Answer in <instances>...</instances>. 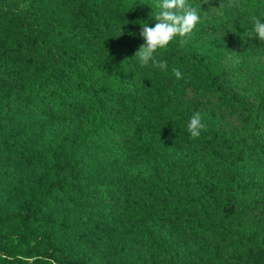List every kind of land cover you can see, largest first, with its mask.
Returning a JSON list of instances; mask_svg holds the SVG:
<instances>
[{
    "label": "trees",
    "instance_id": "obj_1",
    "mask_svg": "<svg viewBox=\"0 0 264 264\" xmlns=\"http://www.w3.org/2000/svg\"><path fill=\"white\" fill-rule=\"evenodd\" d=\"M97 1L74 0L89 5L77 28L54 18L64 16L71 0L0 3V264H194L202 255L225 258L180 245L162 220L230 207L249 215L264 190V176L241 161L248 150L264 159V82L249 94L254 99H238L228 80L248 83L247 71L226 69L236 58L250 62L264 54V41L253 32L254 19L264 22V0L188 2L201 19L188 43L181 46L176 37L157 50V60L167 62L164 71L135 57L145 43L141 26L155 27L160 0H106L113 15L103 5L92 6ZM55 30L87 40L63 44ZM215 103L244 116L240 130L220 132L219 118L207 112ZM197 112L207 127L194 139L187 125ZM57 120L64 121L60 142L51 134ZM208 142L215 168L197 169L182 160L179 147ZM136 161L147 162L151 174L140 175L132 168ZM12 162L27 170L1 167ZM181 165L187 166L179 173L184 179L203 180L201 191L175 194L182 186L176 177ZM138 186L141 202L131 190ZM258 215L264 223V206ZM215 224L186 227L190 238L199 239L212 237ZM224 228L214 237V250L219 243L246 246L249 253L241 257H260L257 264H264V233L256 240ZM137 250L142 254L136 262Z\"/></svg>",
    "mask_w": 264,
    "mask_h": 264
},
{
    "label": "rangeland",
    "instance_id": "obj_2",
    "mask_svg": "<svg viewBox=\"0 0 264 264\" xmlns=\"http://www.w3.org/2000/svg\"><path fill=\"white\" fill-rule=\"evenodd\" d=\"M5 0H0V3L4 2ZM73 3V6L71 8H67L65 10L64 16H60L56 13L55 19H61L63 25H69L72 24L76 28L79 27L81 24V18L84 14V11L88 9V4H74V0H71ZM98 3H93V5H98ZM101 4L98 6H104L107 14L113 15L115 12L108 7V4L106 0H100ZM189 3L192 2V0H188ZM57 32V35L60 37V41L63 44H66L64 42H69L70 40L72 42H75V40L78 41H85L87 40L85 36H80L79 38L75 39V35H65L63 32H60L58 30H55ZM72 34V33H71ZM227 38L225 36H220L219 40L225 44H229L228 41H225ZM241 58H236L232 61H229L226 64V69L230 71H236L240 70L242 72L247 71V79L249 80L248 83L246 80H242L241 78L236 80L237 77H229L230 80H228V83H233L232 88H228L230 93L238 98V99H254V97L249 98V94L255 93L259 86L262 85L264 82V54L255 55L250 62H243L240 60ZM262 88V87H260ZM214 106H211L208 108L207 112H211L214 114L215 117H218L219 119L216 120V123L220 127V132L225 133L227 130H240L243 118L244 116L239 113L238 111H227L226 104L223 103H215ZM238 107H235V109ZM209 117H206L205 121L208 120ZM64 126L63 120H57L51 125V134L55 137V142H60L63 138L61 136L62 132H59L58 129ZM46 138H44V141ZM211 144L205 143L203 145L198 146H188L186 148H178L180 152H182V156L184 157L182 160H185L186 164H190L193 167H197V169L205 170L208 166L209 168H215V165L210 162L211 159L208 155L207 147ZM167 148H171L170 145L167 146ZM226 149H233V146H228ZM223 151V149H216L215 153L219 154V152ZM242 163L245 164V168L247 169V164L251 163V166L254 167L253 171L259 172V174H262L264 176V159H261L259 156L254 157V153L252 151H246V155L243 156L241 159ZM9 165L2 164V168H6L7 170H13L17 167V169L20 171V173L25 172L27 169L23 170L22 168H18L19 165H15V162L8 163ZM22 165V163H21ZM102 164H99L101 166ZM156 168L157 166L154 165ZM180 169L177 172L176 177L178 178L177 181L182 183V186H178L175 190V194L178 196H184L186 194H191L193 191L197 190L198 192L201 191V187L204 185L202 179H192L190 177L185 178L179 175L180 172L186 170L187 166L181 165L178 166ZM135 170L138 171L140 175H142L144 178L146 176H149L151 174L150 168L147 165V162H140L136 161L135 165L132 167ZM157 169V168H156ZM185 183V185H183ZM132 194L135 196V198L141 202L143 191L140 188V186L136 188H132ZM120 205L116 204L114 208H119ZM123 206V205H122ZM260 206H264V190L261 189L260 193L258 194V198L252 202L250 205L251 211L250 214L247 215L245 209H240L237 207H230L228 209L222 210V211H212L209 212L207 215L198 213V211L193 210L189 211L185 215L176 216L174 218H170V216L164 218L162 221L164 222L165 229L171 230L173 234H177V236L173 235L178 241H181L179 244L186 246L187 248H190L191 245L195 247V249L199 252H203L204 250H210V251H216L220 256H224L225 258L217 259L215 261H209L206 256H197V259L195 260L194 264H231L230 262L238 261L241 264H257V261L260 259V257H249V259L245 260L241 257V253L248 254L249 249L245 246L239 245V247H236V245L233 246H226L223 245V243L218 244L217 250H214L213 247L215 245L214 243V237L215 235H218L219 233H222L225 231L224 226H228L230 228H234L236 232L240 235L249 236L251 238L255 237L256 240H258L264 233V223L260 220L258 215V209ZM117 211H120V209H117ZM100 213H103L102 208L100 209ZM204 221H214L215 224V231L210 232L211 236L203 235L199 239L190 238V229H188L187 224L190 223H202ZM169 224L172 225V227L166 228L169 226ZM175 226V227H174ZM189 233V234H188ZM188 234V235H187ZM138 241V240H137ZM140 251V247H137ZM138 250L135 251V259L136 262L141 259V254L138 253Z\"/></svg>",
    "mask_w": 264,
    "mask_h": 264
},
{
    "label": "clouds",
    "instance_id": "obj_3",
    "mask_svg": "<svg viewBox=\"0 0 264 264\" xmlns=\"http://www.w3.org/2000/svg\"><path fill=\"white\" fill-rule=\"evenodd\" d=\"M233 6V5H230ZM160 9L155 16L157 23L155 27H149L147 23L141 26V37L145 43L140 46L135 53L142 66H146L151 61V65L162 71L167 70L168 65L164 60H157L158 49H166L176 37H180V45L188 43L193 31L200 21V16L195 8L188 5V0H160L157 4ZM253 32L264 41V22L254 19ZM173 74L177 79L182 78L181 72L173 68ZM206 124L202 122L200 113H195L189 120L187 130L192 138H199L206 130Z\"/></svg>",
    "mask_w": 264,
    "mask_h": 264
}]
</instances>
